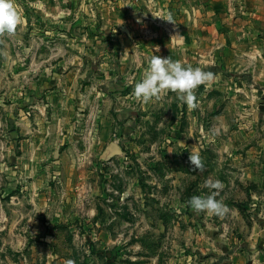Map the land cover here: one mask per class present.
<instances>
[{"label": "rangeland", "instance_id": "374dc122", "mask_svg": "<svg viewBox=\"0 0 264 264\" xmlns=\"http://www.w3.org/2000/svg\"><path fill=\"white\" fill-rule=\"evenodd\" d=\"M199 4L203 43L184 64L215 79L195 89L194 109L165 91L106 124L118 146L107 155L75 125L86 111L24 96L33 83L16 72L28 36L21 23L0 32V264H238L264 237V148L251 146L264 122V0ZM209 176L224 185L222 217L187 204L210 191Z\"/></svg>", "mask_w": 264, "mask_h": 264}, {"label": "crops", "instance_id": "0c3cea01", "mask_svg": "<svg viewBox=\"0 0 264 264\" xmlns=\"http://www.w3.org/2000/svg\"><path fill=\"white\" fill-rule=\"evenodd\" d=\"M14 2L28 36V43L19 41V49L24 53L18 51L20 68L16 72L33 83L23 90L24 96L32 93L34 97H44L47 107L61 108L67 113L86 111L84 119L75 125L93 132L92 142L104 147L103 155L117 153L118 149L116 141L105 142L106 124L122 120L124 113L134 115L136 109L150 103L133 95L148 59L152 55L171 56L184 64L185 50L193 45L195 52L200 51L203 43L205 26L200 0ZM208 28L213 40L217 29L214 36V28ZM258 92L262 97L258 110L264 112V89ZM124 120L129 121L130 117ZM250 131L241 132L248 137ZM257 133V144L251 146L264 148V122ZM261 232L249 240V249L241 252L238 264H264ZM258 237L262 248L255 243Z\"/></svg>", "mask_w": 264, "mask_h": 264}, {"label": "clouds", "instance_id": "9594fccd", "mask_svg": "<svg viewBox=\"0 0 264 264\" xmlns=\"http://www.w3.org/2000/svg\"><path fill=\"white\" fill-rule=\"evenodd\" d=\"M168 20L171 21V17ZM20 22L21 16L14 0H0V32L11 33ZM214 79V73L206 67L185 65L179 59L173 60L171 56L152 55L142 78L134 85L133 95L147 103L158 98L162 92L172 91L188 108L194 109L198 106L195 89L201 84L207 87ZM189 159L196 169L203 168L199 153L191 152ZM202 187L210 191L192 195L187 204L197 214L204 212L207 215L224 216L228 206L216 198L224 187L223 182L209 176L203 181ZM213 189L215 191H211ZM67 264H74V261L69 259Z\"/></svg>", "mask_w": 264, "mask_h": 264}]
</instances>
